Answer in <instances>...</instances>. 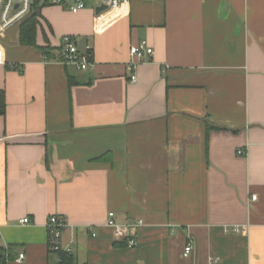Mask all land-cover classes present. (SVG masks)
I'll return each instance as SVG.
<instances>
[{
    "label": "crops",
    "instance_id": "crops-1",
    "mask_svg": "<svg viewBox=\"0 0 264 264\" xmlns=\"http://www.w3.org/2000/svg\"><path fill=\"white\" fill-rule=\"evenodd\" d=\"M99 7L39 18L37 45L57 56L74 37L88 71L0 29V264H60L52 216L75 264H264V0ZM142 41L154 54L132 57ZM110 213L144 222L137 247Z\"/></svg>",
    "mask_w": 264,
    "mask_h": 264
},
{
    "label": "built area",
    "instance_id": "built-area-1",
    "mask_svg": "<svg viewBox=\"0 0 264 264\" xmlns=\"http://www.w3.org/2000/svg\"><path fill=\"white\" fill-rule=\"evenodd\" d=\"M91 0H0V29L7 30L14 25L20 24L26 19L34 9V6H63L68 7L72 13H78L87 8ZM99 6H105L107 11H115L123 6L129 5L131 0H97ZM60 48L59 61L67 66H71L79 71H88L96 68L94 62V55L92 47L87 46L84 51H81L74 37L64 36L62 38ZM131 56L136 58H143L144 56H152L153 49L149 46L147 41H142L138 45L132 46L130 50ZM135 61L128 63L126 70L130 76L131 83L137 81ZM239 155H243L241 150ZM256 199V197H253ZM107 222V227L112 229L115 237L127 244L128 247L135 248L138 246L137 231L144 225L142 220L135 222L120 224L115 219V214L110 213ZM31 221L25 218L21 224L27 225ZM68 227V222L65 218L60 216H52L47 223V230L49 234V245L52 251L56 253H66L72 255L71 248H64L62 238L64 231ZM193 250V243L188 239L185 246L184 257H189ZM24 255H20L19 260H22Z\"/></svg>",
    "mask_w": 264,
    "mask_h": 264
},
{
    "label": "trees",
    "instance_id": "trees-1",
    "mask_svg": "<svg viewBox=\"0 0 264 264\" xmlns=\"http://www.w3.org/2000/svg\"><path fill=\"white\" fill-rule=\"evenodd\" d=\"M45 7L44 5H35L32 9L31 14L20 23V44L23 46L33 47L40 49L48 61L56 60L60 58L59 54L56 56L54 54V49L51 47H39L37 45V33L40 25L41 9ZM6 114V99L5 93L0 91V116H5ZM61 263L60 264H75L73 256L66 253H61ZM4 250L0 248V262H4Z\"/></svg>",
    "mask_w": 264,
    "mask_h": 264
},
{
    "label": "water",
    "instance_id": "water-1",
    "mask_svg": "<svg viewBox=\"0 0 264 264\" xmlns=\"http://www.w3.org/2000/svg\"><path fill=\"white\" fill-rule=\"evenodd\" d=\"M107 8L105 7V6H102V7H99L98 9H97V12L98 13H101V12H103V11H105Z\"/></svg>",
    "mask_w": 264,
    "mask_h": 264
}]
</instances>
